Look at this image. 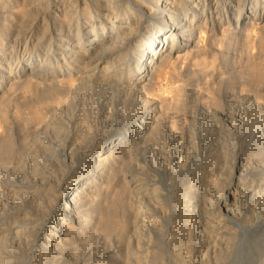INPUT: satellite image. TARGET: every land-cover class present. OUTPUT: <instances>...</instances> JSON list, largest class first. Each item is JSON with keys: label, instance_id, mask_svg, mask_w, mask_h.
Returning <instances> with one entry per match:
<instances>
[{"label": "bare ground", "instance_id": "6f19581e", "mask_svg": "<svg viewBox=\"0 0 264 264\" xmlns=\"http://www.w3.org/2000/svg\"><path fill=\"white\" fill-rule=\"evenodd\" d=\"M263 20L264 0H0V54L13 35L19 52L14 77L0 67V248L19 242L35 264H122L118 251L157 264L164 244L176 263L205 264L220 245L229 264H259L263 101L205 80L206 62L157 91L202 36L214 64L218 33L250 38ZM241 200L256 224L234 223ZM227 219L240 231L215 234ZM114 233L124 248L104 244Z\"/></svg>", "mask_w": 264, "mask_h": 264}, {"label": "rangeland", "instance_id": "374dc122", "mask_svg": "<svg viewBox=\"0 0 264 264\" xmlns=\"http://www.w3.org/2000/svg\"><path fill=\"white\" fill-rule=\"evenodd\" d=\"M5 1H9L10 3H14V2H17V0H1V2H5ZM56 3V1L55 2H53V3H51V7H53L54 6V4ZM254 8V7H253ZM103 11V12H102ZM101 12H100V16H104V14L106 13V10L105 9H103ZM93 16H95L96 17V15L94 14ZM98 19V18H97ZM264 21V20H263ZM262 21V23L260 24V25H256V27L254 28V31H253V34H252V36L250 37V38H246V37H242V36H239V37H237V39L235 38V37H231L230 35H229V32H226L225 34H224V36H222L221 34V32L220 33H218V35L216 36V39L217 40H220L221 41V39H223V37H225L227 40L226 41H224V40H222L221 42H218V44H220V45H218V44H216L215 46H216V49H217V51L215 52L214 51V58H216V61L214 62V64L211 62L213 59H212V53L210 52V53H208V54H206V56H205V54H202L204 51H206V45H207V39H206V36L205 37H203L202 36V40L201 41H199V46L196 48V51H194L193 52V54H191L188 50H185V51H182V54L184 55V57L183 58H181L180 59V62H179V60L177 61H174V67H173V69H169L168 71L169 72H167V73H165L164 75H163V81H164V83H163V87L162 88H159L158 89V93H162L163 95L165 94V96H170L171 95V88H172V86H176V85H181V83L182 82H178V83H174V84H171L170 82H169V80H168V78L166 77V75L168 76V73L170 74V72L172 73V75L174 76V77H181L180 75H182L183 73L184 74H186V73H193V71H197V70H199V66H201L203 63H209V64H212V65H209V72H205L204 73V75H207V77L208 78H206L205 77V80L207 79V80H221V82H223L222 83V87L224 88V89H226V91H228V90H231L232 88H236V87H242L241 89L243 90V91H245V92H243L242 91V93H249V94H251V93H253V95H256V97L258 98V100L261 102V101H263L262 103L264 104V94H263V91H264V59H261V58H264V52H262L261 51V46H260V42H259V44L258 43H256V41L258 42V40H260V38L259 39H257L258 38V35H261L262 33V31L261 30H259V29H261V26H262V24L264 23ZM38 34V35H37ZM37 34H35V37H38L39 36V33H37ZM263 35V34H262ZM222 36V37H221ZM14 37H15V35H13L11 38H9L5 43H4V46L5 47H3V50H4V52H2L1 54H0V67H2L3 69H5L6 71H8L9 69L11 70V74H12V76L10 77V78H12V77H14L15 75H16V72H17V65H18V61H19V57H18V54H19V52H13V50H14V48H16V45H14ZM196 38H197V40L196 41H198L199 39L198 38H200V34H198L197 33V36H196ZM220 38V39H219ZM245 39H249L248 40V42L245 40V42H242V41H244ZM253 39V40H252ZM252 41V43H249V42H251ZM248 44H247V43ZM217 43V42H216ZM245 43H246V45L247 46H245ZM254 43V44H253ZM202 44V45H201ZM250 44H253V46L252 45H250ZM195 44H193V46H194ZM203 45H204V47H203ZM217 45H218V47H217ZM229 46V47H228ZM252 46V47H251ZM257 46V47H256ZM191 48H193V47H191ZM247 48H249L248 50H247ZM257 48V49H256ZM21 49L22 50H24L25 49V47L23 46V47H21ZM231 49V50H230ZM165 49H163V51H164ZM43 51H46V46H45V48H43ZM202 51V52H201ZM201 52V53H200ZM226 52V53H225ZM199 53V54H198ZM224 53V54H223ZM28 55V51L26 52V56ZM199 56V58H198V56ZM202 55V56H201ZM246 55V56H245ZM204 56V57H203ZM245 56V57H244ZM256 56H258V57H256ZM42 57V55H39V58H41ZM191 57H192V59H191ZM193 57L195 58V59H193ZM203 57V58H202ZM206 57V58H205ZM211 57V58H210ZM260 57V58H259ZM202 58V59H201ZM255 58V59H254ZM38 59V58H37ZM189 59H190V61H189ZM199 59V60H198ZM201 59V60H200ZM211 59V60H210ZM225 60V61H224ZM227 60V61H226ZM40 60L38 59L37 60V62H39ZM195 61V62H194ZM219 61V62H218ZM192 62V63H191ZM6 63V64H5ZM216 63V64H215ZM2 64V65H1ZM178 65V66H176V65ZM219 64V65H218ZM4 65V66H3ZM8 65V66H7ZM10 66V67H9ZM235 66V67H234ZM8 67V68H7ZM227 67H228V69H227ZM190 70L191 72H189V71H187V70ZM214 69V70H213ZM231 69V70H230ZM233 69V70H232ZM209 73V74H208ZM240 73V74H239ZM231 74V75H230ZM242 74V75H241ZM209 75V76H208ZM0 76H1V74H0ZM239 76V77H238ZM242 76V77H241ZM238 81H237V80ZM194 81H196V80H194ZM259 81H263V82H261V83H258ZM230 82V83H229ZM193 82H191V83H189V84H187V86L188 87H191V89H192V86H193V84H192ZM257 83V84H256ZM186 85V84H185ZM254 85V86H253ZM257 85V86H256ZM263 86V87H262ZM171 87V88H170ZM245 87V88H244ZM255 87H256V89H255ZM169 88H170V90H169ZM263 88V89H262ZM255 89V90H254ZM167 90V91H166ZM238 90H240V89H238ZM261 92H260V91ZM226 91H224L225 93H226ZM258 93H257V92ZM255 92H256V94H255ZM210 97V98H209ZM213 97H215L216 98V95L215 94H209V96L207 95V96H205L204 98L202 97V98H200L199 99V101H198V105L200 106V107H202L203 105H210V104H208V103H210L212 100V98ZM207 98V99H206ZM205 100V101H204ZM209 101V102H208ZM207 104H206V103ZM202 104V105H201ZM213 105V104H212ZM213 107H215V105H213ZM250 119V118H249ZM249 119H248V122L249 123H251V119H250V121H249ZM192 149H195V148H192ZM203 156V157H202ZM200 158L201 159H203L205 156H204V154L202 155ZM205 159V158H204ZM4 171V172H3ZM3 171H0L1 172V176L2 177H4V175L5 174H3V173H6L7 171L4 169ZM212 175H211V178L213 179V181L212 182H215V181H219V183L221 182L222 183V181H221V178L223 177V175H222V173H221V171H219L218 170V168L217 169H215V170H213L212 172ZM215 173V174H214ZM3 174V175H2ZM218 174V175H217ZM182 179V178H181ZM180 178H178V182H177V180L175 181V182H177V183H181L182 182V180H181ZM214 179H215V181H214ZM217 179V180H216ZM5 198H6V196H4ZM12 196H11V194H10V196H9V199H11L12 200ZM4 200V203H5V201H7V202H11V201H9V199L8 198H6L7 200H5L4 198H1V200ZM63 200H64V198H63ZM17 202H19L18 200L17 201H15L14 203H17ZM241 202V203H240ZM243 202V203H242ZM244 203H247V204H249L248 202H244L243 200H241V201H239V203H238V205L237 206H234L235 208V210H236V217H237V220H238V222H234V223H237V224H239V225H241V226H247V224L248 225H252V224H254L256 221H257V215L256 216H250L249 215V212L247 211V209H244L245 207H246V205L247 204H244ZM247 206H249V205H247ZM2 204L0 203V211H2ZM241 207H242V209H241ZM247 208V207H246ZM243 210V211H242ZM245 210V211H244ZM118 212L117 211H114V214H116L117 216H118V214H117ZM238 213V214H237ZM248 214V215H247ZM250 216V217H249ZM255 218V219H254ZM254 219V220H253ZM256 220V221H255ZM228 221V219L227 220H225V222L223 221L222 222V226H224L225 225V229L222 227L221 229H219L217 232L215 231L214 233L216 234V233H219V232H221V231H224L225 232V234L227 235V231L229 232V233H233L234 234V232H236L237 230L238 231H240V229H239V227H237L238 225H236V227H235V225H233L234 223L232 222H229V223H226ZM251 223V224H250ZM172 224L174 225V221H172ZM171 224V225H172ZM256 224V223H255ZM228 227V228H227ZM228 233V234H229ZM43 234H44V232H43ZM42 235V234H41ZM223 236L224 238H221V240H220V242L221 241H223V243L222 244H224L225 246H226V242H227V240H228V238H227V236ZM238 235H239V233H238ZM235 236H237V235H235ZM218 237H220V236H217V238ZM232 236H230V238H231ZM107 240H105L104 241V244H111V245H113V247H118L117 248V250H119L120 248H124L125 246L124 245H127V243H128V239H127V237H125V236H122V237H120V238H117V235H116V233H114V234H112V236L111 237H109V238H106ZM232 240L229 242V243H227V247H228V250L229 249H231L232 250V247L233 246H231L232 244L234 245H238V243H240L241 241L240 240H242L243 241V239H238L237 237H235V238H231ZM262 239H264V236H262ZM237 240V241H236ZM239 241V242H238ZM127 242V243H126ZM225 242V243H224ZM235 242V243H234ZM237 242V243H236ZM16 243V242H15ZM13 244V245H9V246H2L1 248H0V251H1V258H3L2 260L4 261V262H6L7 264L9 263V262H17L16 264H21L22 262L23 263H25L26 262V264L28 263V264H35L34 262H32V260H33V254H32V251H30V250H23V246L22 245H20L21 243H17V244ZM242 243V242H241ZM240 243V244H241ZM213 245V244H212ZM235 245H234V249H235ZM37 246H38V244H37ZM218 246H219V248H218ZM238 246H240V245H238ZM237 246V247H238ZM263 246H264V242H263ZM195 245H191L190 246V250H195ZM220 247H224V246H220V245H217V246H214V247H212L211 248V253H210V257L208 258V256L205 258V259H207V260H205L204 262H205V264L207 263V264H215V261H213V260H217V259H219V260H217L218 261V263L220 262V264H229L228 262H230L229 260L231 259V257L229 258V257H227V255L226 254H222V253H220V251L219 250H221L220 249ZM193 248V249H192ZM215 248H217V250H216V253H215V256H214V254H213V250L215 249ZM213 249V250H212ZM3 250V251H2ZM261 250V257H260V260L261 261H259V264H261V263H263L264 264V247L262 248V249H260ZM219 251V252H218ZM118 254H121V255H119L118 257H119V259H122V264H130L125 258H123L122 257V253H120V251H118L117 252ZM219 253V254H218ZM158 254V255H157ZM157 254H156V256H155V259L154 260H156L157 259V264H193V263H191L192 261H188V256L189 255H187V257L185 258V260L184 261H177L178 263H176L173 259H170L171 258V253L169 252V251H167L166 250V248H165V246H164V244H159V249H158V251H157ZM213 254V255H212ZM229 255V254H228ZM166 256V257H165ZM168 256V257H167ZM232 256V255H231ZM263 256V257H262ZM31 257V258H30ZM212 257H213V259H212ZM225 257H227V259L225 258ZM153 259L152 260H150V261H153ZM124 260V261H123ZM126 261H127V263H126ZM170 261H172V262H170ZM208 261H209V263H208ZM19 262V263H18ZM125 262V263H124ZM138 264V262L135 260V261H133V264H136V263ZM175 262V263H174ZM222 262V263H221ZM0 264H2V262L0 263ZM132 264V263H131Z\"/></svg>", "mask_w": 264, "mask_h": 264}]
</instances>
